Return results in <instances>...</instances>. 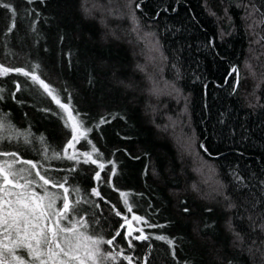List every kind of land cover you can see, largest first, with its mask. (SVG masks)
Segmentation results:
<instances>
[{"label":"trees","instance_id":"1","mask_svg":"<svg viewBox=\"0 0 264 264\" xmlns=\"http://www.w3.org/2000/svg\"><path fill=\"white\" fill-rule=\"evenodd\" d=\"M81 1L35 0L28 4L27 0H10L17 9V27L4 36L11 16L0 8V62L10 67L39 63L42 78L57 90L62 102L71 97V107L80 113L84 127L93 129L87 136L92 143L81 140L76 149L91 151L92 145L99 149V160L106 165L101 172L105 181L112 168L107 161L115 163V188L133 193L130 202L137 215L165 225L145 227L144 231L151 237L175 238V259L173 249L154 238L134 240L135 248L127 249V240L121 235L116 244L134 257V264H142L146 255L148 264H264V233L253 231L248 219L264 213V41L256 42L264 36V25L254 24L264 12V0H134L130 10L142 25L141 36L153 33L148 39L159 42V51L152 53L156 58L152 72L135 52L129 35L119 32L116 24L102 26L100 12L99 20L83 13ZM238 2L242 6L237 13L234 4ZM253 4L260 12L248 17ZM32 9L35 12L28 15ZM241 13L253 25L252 32H246L239 20ZM33 20L35 32L31 30ZM123 20L124 26L133 25L132 20ZM5 43L15 55H5ZM137 44L145 48L144 42ZM138 65H147V72L162 84L165 80L173 92L149 97L145 92L151 83ZM233 67L240 70L241 77L235 91L236 75L229 76ZM13 81L23 87L15 99ZM0 86L6 89L0 111L8 114L7 119L21 131L43 136L48 145L61 151L72 136L67 114L42 89L15 73L0 78ZM151 108L152 114L161 113L162 121H152ZM101 117L109 123L97 128ZM173 121L180 125L175 131L182 127L190 137L195 151L190 154L197 157L192 165L191 155L181 156L171 138L169 124ZM22 139L14 137L2 150L19 151L24 159L39 161L58 180L68 176L69 186L81 189L80 197L100 205L82 204L86 211L80 214L88 219L94 213L100 218L95 231L111 238L123 223L112 206L123 210L124 205L118 191L94 179L99 167L66 159L45 160L37 151L42 147L38 141L25 146ZM201 143L211 155L200 148ZM209 166L214 169L211 186L201 183L202 177L194 171L203 167L207 173ZM234 172L243 178L246 188L236 182ZM193 183H199V191L192 189ZM93 187L99 188L104 200L91 195ZM224 195L235 208L228 207ZM127 215L130 219L131 214ZM229 222L244 236L243 244L235 242ZM120 230L125 232V228Z\"/></svg>","mask_w":264,"mask_h":264},{"label":"snow or ice","instance_id":"2","mask_svg":"<svg viewBox=\"0 0 264 264\" xmlns=\"http://www.w3.org/2000/svg\"><path fill=\"white\" fill-rule=\"evenodd\" d=\"M34 2L35 0H27L28 4ZM131 4L132 0H128L129 7H131ZM88 5L89 0H84L83 11L89 16L93 12H100L102 16L117 19L124 16L119 9L117 0H107L106 4L101 3L100 0H92L91 6ZM135 7L138 9L140 5L136 4ZM244 7L248 6L244 5ZM0 8L6 9L11 16V21L4 32V36L7 37L17 27V9L10 0H0ZM33 12H35V9L29 11L28 15ZM257 12H260V8L253 4L247 15L251 17ZM36 15L39 17V13H36ZM130 18L133 28L129 35L135 34L137 43H145L146 60L148 63L154 64L156 58L152 53L159 51V42L151 43L148 39L154 35L153 33L140 35L139 21L136 18L135 11L132 12ZM101 23L107 27L104 19L101 20ZM254 24L264 25V12L260 13V19L255 21ZM250 27H253V25H250ZM31 30L36 31L35 20L32 22ZM112 34L115 35L114 32ZM261 41H264V36H261L256 42L260 43ZM5 49V55H15L7 43H5ZM138 67L146 73L147 79L151 83L149 93L160 94L162 91L160 80L154 74L147 72V65H138ZM39 69V63L25 64L22 67H10L0 62V78L9 77L10 74L15 73L24 77L26 83L30 82L31 85L42 89L43 93L67 114L68 120L72 122V136L64 148L57 151L47 144L43 136L34 137L30 131L19 130L7 119L8 114L0 111V264H122V262L134 264V257L131 254H125L126 250L119 248V245L116 244L117 237L121 235L127 240V249L135 248L134 240L148 241L150 238H154L155 240L164 241L173 249L172 254L175 259V238H169L166 235L151 237V234L144 231L145 227L163 228L165 225L150 223L144 216L137 215L133 203L130 202V196L133 193L115 188L112 179L117 175L115 163L111 160L107 161L108 164L112 165V168L105 181L101 177V172L106 165L99 160L102 155L99 149L95 145H92L91 151L80 152L76 149L77 143L81 140H87L88 133L93 129L84 127V121L79 119L80 113L71 107V97H68L67 103L62 102L57 90L42 78ZM233 74L236 75L233 87V91H235L240 83V70L233 67L229 72V76ZM13 83L15 84V91L12 92V97L15 99L16 93L21 92L23 87L19 82L13 81ZM5 91L6 89L0 86V100L5 98ZM44 111H50V109ZM74 112L75 115H73ZM105 123H109V121L105 117H101L96 127L98 128ZM66 126H68L67 121ZM171 126L181 156L186 153L190 154V137L183 132L182 127L179 132L175 131L177 127H180L178 121H173ZM165 130H167V126ZM14 137L17 140L22 137L25 146H30L34 141H38L42 147L37 151L43 153L45 160L66 159L75 161L77 164L82 162L83 164L97 165L101 171L95 172L94 179L100 183H107L108 186L118 191L124 205L123 210L118 209L115 205L112 206L114 215L124 221L120 228L115 231V234L106 239L102 231L100 233L95 231L100 224V218L96 217L94 213H90L88 219L80 214L82 211H86V209L81 208L82 204L90 205L92 208H99L100 205L92 200L80 197L81 189L76 186H69L68 176L58 180L51 174V170L45 168L39 161L24 159L19 151H3L4 144L13 141ZM87 143L91 144L92 142L87 140ZM200 148L211 155L203 143L200 144ZM69 149L72 151L69 152ZM49 152H51V155H49ZM81 157H83L82 161ZM70 171H75V169ZM194 171L202 177L201 183L212 185L214 169L211 166H209L207 173H205L203 167L195 168ZM233 177L239 185L247 187L243 178L237 173L234 172ZM215 183L219 184L218 181ZM261 184L264 185V181ZM220 187H223V185H220ZM192 189L199 191V183H193ZM214 191L219 194L218 188H215ZM91 195L104 200L101 191L97 187L91 189ZM224 199L229 201V208L236 207L229 196L224 195ZM245 202L247 203V201ZM105 203L109 202L105 201ZM259 203L260 200H257L256 204ZM256 204L252 205L253 209L256 208ZM184 211L188 212L189 209L185 208ZM127 214H131L130 219ZM248 219L253 231L259 230L264 233V213H259L256 218L249 215ZM133 222L143 224L144 227L135 228ZM125 226H127V231L122 234L120 229L125 228ZM227 227L234 233L235 242L243 244L245 241L244 236L235 231L231 222L228 223ZM133 232H138L139 235H133ZM255 243L256 241L253 240V244ZM261 243H264V241ZM149 247L151 246L149 245ZM117 248H119L118 251ZM249 251H252V249L249 248ZM256 251H260V249H256ZM261 255L264 256V251H261ZM142 264H148L147 255L143 258Z\"/></svg>","mask_w":264,"mask_h":264},{"label":"rangeland","instance_id":"3","mask_svg":"<svg viewBox=\"0 0 264 264\" xmlns=\"http://www.w3.org/2000/svg\"><path fill=\"white\" fill-rule=\"evenodd\" d=\"M134 0H132V2H133ZM91 2H92V0H89V3H90V5H88L89 7L91 6ZM100 2L101 3H107V0H100ZM217 3H218V1H216ZM84 4V0H82L81 1V7H82V5ZM117 4H118V6H119V9H120V11L124 14V16H123V18H120V19H117V18H113V17H110V16H104V20L106 21V24H108V23H111V24H116V29L117 30H119V32H122L125 36L126 35H129V33H130V31H131V29L133 28V25L132 26H129V28L128 27H126V26H124L123 24H124V18L125 19H128V20H131V14H132V11L130 10V7L128 6V3L126 2V0H117ZM242 5L240 4V2H238V3H236V5L234 4V7H237V8H239L238 10H236V12L237 11H239L240 10V7H241ZM81 10H82V12L83 13H85L84 11H83V7L81 8ZM240 12H241V10H240ZM238 13V12H237ZM97 14H99V12H93L92 13V16H95V17H97V19L99 20V15H97ZM227 15H228V17H230V13H227ZM241 15H242V13H241ZM241 22H244V24H245V27H246V32H252L253 31V27H250V24H249V22H248V19H246V14H244V15H242L241 16V18L239 19ZM100 22V21H99ZM105 26V24H102V26ZM222 24H221V22H220V20H219V23H218V26H221ZM108 26V25H107ZM142 26V25H141ZM140 26V27H141ZM220 28V27H219ZM141 30V29H140ZM128 32V33H127ZM141 35V34H140ZM129 40H130V43L131 44H133L134 45V47H135V52H137V54H139V57H140V59H143L147 64H148V67H149V69L151 68V65L152 64H150V63H148V61L146 60V56H145V52H146V49L144 48V49H140L139 48V46H138V44L137 43H134L135 41H136V36H135V34H132V35H129ZM151 42H152V38H151ZM140 44H142V42L140 43ZM141 48H142V46H141ZM248 62L246 63H244V68H245V70L247 69V71L249 72V70H248ZM151 71L150 72H152L153 71V69H150ZM241 78V77H240ZM163 82H164V84H162L161 82H160V84H161V86H162V91L160 92V94L159 95H154V94H150L149 93V91H147V92H145L149 97H159L160 98V96H162L163 94H170L169 92H173L172 90H170L169 88H168V83L165 81V80H163ZM149 90V89H148ZM147 98V97H146ZM149 100H150V98H149ZM153 103H155L154 101H152ZM151 114H152V108H151ZM159 115V116H158ZM160 115H161V113H157V114H155V113H153L152 114V121L153 122H156V121H162L163 119L162 118H160ZM159 119V120H158ZM150 121H151V119H150ZM72 123V122H71ZM170 126L172 125V124H169ZM172 127V126H171ZM173 130V129H172ZM171 138H173V140L175 141V139H174V136L173 137H171ZM190 152H195L194 151V148H193V146H192V143H191V150H190ZM191 155V165H192V162H197V157H196V155H192V154H190ZM184 164H186L185 162H183ZM123 220V219H122ZM133 226L135 227V228H137L136 227V225H135V223L133 222Z\"/></svg>","mask_w":264,"mask_h":264},{"label":"water","instance_id":"4","mask_svg":"<svg viewBox=\"0 0 264 264\" xmlns=\"http://www.w3.org/2000/svg\"><path fill=\"white\" fill-rule=\"evenodd\" d=\"M123 223H124V221H123ZM125 230L127 231V226H126Z\"/></svg>","mask_w":264,"mask_h":264}]
</instances>
